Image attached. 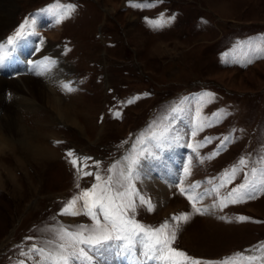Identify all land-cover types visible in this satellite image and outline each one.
<instances>
[{
    "label": "rangeland",
    "instance_id": "1",
    "mask_svg": "<svg viewBox=\"0 0 264 264\" xmlns=\"http://www.w3.org/2000/svg\"><path fill=\"white\" fill-rule=\"evenodd\" d=\"M57 2L75 5L72 15L59 24L41 11ZM16 3L15 21L0 33V43L7 44V37L14 36L26 19L32 26L25 30L34 34L21 40L24 43L17 44L6 60L15 57L20 67L25 66L33 75L31 55L39 54L36 50L40 43L48 44L50 48L35 63H40L43 56L56 60L55 67L62 74L59 79H48L50 94L74 104L72 114L66 115L64 105L62 112L54 109L37 87L17 93L28 98L30 105L17 114L18 125L28 133L25 138L40 144L44 151L48 147L56 153L46 157L36 154L33 148H23L22 128L17 124L6 125L8 130L4 127L6 138L16 140V149L0 152V264H44L49 253L63 242L59 238L62 228L78 231L83 225L87 235L94 226L90 217L61 215L60 210L72 197L90 188L97 173L105 181L109 176L119 177L123 168L119 161L130 156L147 161L141 179L134 181L145 200L143 205L134 200L138 222L149 227L168 224L170 231L176 232L173 246L193 258L219 261L245 249H252L246 255H264L257 251L264 245V192L223 210L216 209L212 215L197 213L179 191L193 183H198V191L216 189L197 203V207H209L243 181L241 172L232 183L218 188L225 173L238 167L241 158L246 160L245 171L250 178L253 166L264 168V0ZM149 20L170 23L155 29ZM11 69L3 75L18 78L19 72ZM37 82L34 77L32 85ZM62 83H70L75 90L65 91ZM9 85L6 82L4 87L7 106L15 95ZM174 108L181 111L174 114ZM115 111H120V117L113 115ZM217 116L223 118L217 122ZM0 118L1 132L4 110ZM198 124L207 126L197 128L196 137H192L191 131ZM165 129H170L174 143L148 155V138ZM226 136L229 142L217 151ZM207 138L210 140L195 151L187 147L188 143L196 145ZM138 139L145 140V144H137ZM69 150L78 159H90L73 167L67 156ZM168 151L177 152V176H156L158 183L165 185L164 177L170 182L166 195H158L159 185L150 186L146 181L154 183L148 177L152 173L150 165H161ZM139 152L145 155L137 156ZM97 163L98 168L92 166ZM185 166L189 168L187 175ZM76 207L82 208V202ZM181 215L188 219H175ZM241 215L250 219L240 221ZM98 218L103 223L102 217ZM33 246L43 252H30ZM112 250L118 257L117 250ZM107 251L102 250L94 260L108 255ZM244 264H264V260Z\"/></svg>",
    "mask_w": 264,
    "mask_h": 264
},
{
    "label": "snow or ice",
    "instance_id": "2",
    "mask_svg": "<svg viewBox=\"0 0 264 264\" xmlns=\"http://www.w3.org/2000/svg\"><path fill=\"white\" fill-rule=\"evenodd\" d=\"M141 7L142 5H135ZM147 7L148 5H143ZM75 10V5L67 4L60 5L58 2L49 5L42 12L52 16L55 23L59 24L66 18L70 17ZM35 23V21H33ZM148 23L155 29L162 28L164 25L170 23L167 20H149ZM26 19L23 24L19 26L14 36L7 37V44H0V65L12 55L18 42L25 39L29 35L34 33L26 31L30 28ZM256 51H261L257 49ZM251 63V60L248 61ZM56 65L55 59H48L41 65L35 67L40 68L41 74L48 73ZM65 91H74V87L70 83H62L60 85ZM128 103H133V100H128ZM204 99L201 98L200 104L203 106ZM181 109H173V113H177ZM115 117H120V111L113 112ZM197 116H200V110L197 109ZM223 117L217 116L216 121L219 122ZM203 124H198L196 128L191 131L192 137H196L197 128L202 130ZM170 129L161 131L158 135L154 134L148 138L151 144V149H146L148 155H151V151H159L166 145L171 146L174 142L169 136ZM178 139V138H177ZM210 138L197 142L196 145L188 143L189 149L202 147L204 143H207ZM229 142V137H225L221 141L217 148H223L225 144ZM137 144L144 145L145 140L138 139ZM145 152L137 153V156H144ZM67 156L70 158V163L73 167L79 164H84L88 157H76L73 151H67ZM119 163L123 165L122 172L119 177L109 176L108 180L102 179L101 175L97 173L95 175V182L91 184L90 188H86L81 191L79 195L72 197L68 204L60 210L61 215L78 216L85 215L94 221V226L88 229V234H84L83 225L80 226L78 231H70L61 229L59 238L63 241L58 245L54 252L49 253L44 264H98V260H94V257L101 254L102 250H112L115 248L118 255L127 254L129 256H140L143 258V264H244V261L255 262L257 259L264 260V255L257 257L256 255H246L250 253L252 249H245L243 253L238 252L234 256L224 258L219 261H207L199 258H193L187 255L183 250L174 247V241L176 239L175 230L169 229L168 224H160L156 227H149L143 225L135 219V213L137 212V203L134 200H138L140 205L145 203L144 197L140 195L134 184V181L141 179V173L143 172V164L147 161H141L134 156L125 157L120 160ZM93 167H99V164L92 165ZM114 166V165H113ZM247 164L246 160L241 158L239 160V166L233 167L230 171L224 175V181H222L218 188L226 187V184L232 183L237 176L243 172L244 179L237 186L232 187L226 195H223L218 203H212L209 207H197V203L208 198L211 193L216 192V189H203L195 191L198 188V183H193L188 188L180 187L179 191L186 195L188 201L192 202V207L197 213L201 214H215V210H223L229 205H236L250 200L256 197L258 193L264 192V168L257 169L251 168V178L248 171H245ZM185 175L189 173L187 166L183 169ZM108 172H112V168L108 169ZM84 175H92L90 172L83 173ZM122 189V190H121ZM77 202H82V208H77ZM150 210V205H149ZM98 217H102L103 223ZM220 219H225L221 216ZM177 220H187L186 215H181L175 218ZM240 221L249 220L246 216H239ZM26 239H31L26 237ZM139 250V251H138ZM30 252H43V249H38L33 246L29 249ZM258 252L264 253V245L257 249ZM23 255V253H22ZM239 257V261L236 259ZM135 264H141L138 260Z\"/></svg>",
    "mask_w": 264,
    "mask_h": 264
},
{
    "label": "bare ground",
    "instance_id": "3",
    "mask_svg": "<svg viewBox=\"0 0 264 264\" xmlns=\"http://www.w3.org/2000/svg\"><path fill=\"white\" fill-rule=\"evenodd\" d=\"M17 7V3L16 0H0V33L5 32L9 26H11L13 24V22L15 21V9ZM19 8V7H18ZM112 8H115L114 5H112ZM44 18V17H42ZM54 33V32H52ZM46 42V41H45ZM22 43H24L23 41L18 42V46H20ZM0 44H6L4 42H1ZM48 44L46 43H40L37 47L38 49L36 50L37 52H39V54L36 55H31L33 62V66L30 67V71H33V75L28 74L27 70L25 68H21L20 66L21 63L18 64V62L15 61V57L10 58L9 61H6L7 64L5 65H1V67L3 68V72L0 73V91L2 93H0V111H5L6 114V118H4V121L2 123V131L0 132V152L4 151L6 148H9L11 150H15L16 149V145H14L15 141H12L10 139H7L8 137L4 135V127L5 129H9V124H17V126H19L20 128H22V130L24 129V127L18 125V119L19 117H17V114L20 112L19 109H22L23 107H30V105L28 104V98L24 97V95H19L20 93L24 94V91L26 92H31L32 90H34V87H37V89L43 94V98L45 99V101L47 102V104H50L51 107H53L54 109H57L58 111H60L61 109H64L63 105L69 110L65 111L66 115H68V113L70 112V114H72V111L70 108H72V105L74 104H70V102L68 101V103L66 102H62L61 99L59 100V97H53L50 93L51 90H49V87L47 85H49L50 81L49 80H53V78L58 77L57 79H59L61 77V71L58 69H56V67L54 66L53 69L48 72V73H44L41 74V70L36 66V58H40L42 55H44L46 53V50L49 49ZM35 54V53H34ZM48 56V55H47ZM17 57V56H16ZM44 58H41L39 61L40 63H37V65H41L43 63H45L46 60H48V58L46 56H43ZM44 59V60H42ZM51 59V58H49ZM60 59V58H59ZM64 63V62H63ZM11 68H18L17 70L14 71V69ZM14 71L15 73L19 72L18 78H12L11 76L9 78H7L6 76L3 75V73L8 72V70ZM29 71V70H28ZM11 75V74H10ZM65 75V74H64ZM37 78V83L35 85H32L33 83V78ZM49 79V80H48ZM44 80V81H43ZM56 80V79H55ZM35 81V80H34ZM9 82V86L13 89H11V93L14 92V96H13V102H10L9 105L7 106L6 104V93H5V83ZM43 82V84H42ZM7 85V84H6ZM3 88V89H2ZM2 89V90H1ZM18 92H20L19 94H17ZM70 100V97H69ZM62 105V107H61ZM65 110V109H64ZM73 110L75 111V109L73 108ZM22 111V110H21ZM62 112V110H61ZM72 116V115H71ZM73 118V117H72ZM1 119V118H0ZM67 120H71L69 118H66ZM3 120V118H2ZM66 120V121H67ZM47 126V125H45ZM26 130V129H24ZM22 131V136H23V141L21 143V146H23V148H33L36 152V154L38 155H44L46 157H51L54 155V152L56 151L55 149L51 150L50 148H48L47 146V150L44 151L43 148H41L40 144L36 145L33 144L32 142H30L28 139H26L25 137L27 136V131ZM31 131V129H30ZM32 133V132H31ZM30 134V133H29ZM33 134V133H32ZM31 136V135H30ZM7 137V138H6ZM19 145V144H18ZM27 149H24V152H29ZM19 150V149H18ZM173 150V149H172ZM175 150V149H174ZM29 153H32L31 151ZM56 153V152H55ZM177 152H172V151H168V153L166 154L165 157H163L161 165L160 163L154 164V167H151L152 165H150V170L152 171V173L150 172V174L148 175V177L152 178V182L154 181V183H150L149 181H146L148 183V185L150 184V186L152 184L157 183V185H159V189L160 191L157 192L158 195H166L167 193V188L169 186H167L168 184H170V182L164 177V181H165V185H163L162 183H158V179L159 177H162V175L168 174L171 177L170 178H174L175 176H177V174L175 175V167L177 166ZM146 174V173H143ZM156 176H158V179L156 178ZM145 178V177H144ZM156 178V179H154ZM177 178V177H176ZM158 189V190H159ZM198 191V190H196ZM113 250H110L108 253V255H104V257L102 259H100L98 261V264H135L136 261H140L141 264H143V261H141V259H139L137 256L133 257V256H129L127 254H123V255H119L118 257H114L113 255ZM108 252V251H107ZM149 264H151V262H149Z\"/></svg>",
    "mask_w": 264,
    "mask_h": 264
}]
</instances>
